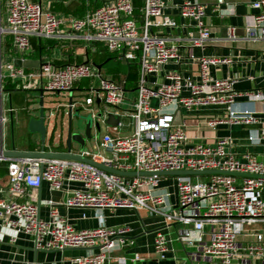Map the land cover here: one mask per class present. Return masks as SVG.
I'll return each instance as SVG.
<instances>
[{
    "label": "built area",
    "instance_id": "1",
    "mask_svg": "<svg viewBox=\"0 0 264 264\" xmlns=\"http://www.w3.org/2000/svg\"><path fill=\"white\" fill-rule=\"evenodd\" d=\"M135 1L104 0L77 17L54 12L40 1L0 0V164H5L8 177L7 186L0 185V242L6 237L17 242L25 234L38 250H86L68 264H111L113 252L133 244L128 238L133 227L77 228L69 209L96 210L103 221L105 210L143 209L162 223L154 229L153 243L161 259L172 250L173 237L165 231L170 227L176 240L192 248L187 251L192 264H264V178L245 175L264 176V58L263 84L239 90L240 74L219 76L212 71L233 63L232 56L197 52L214 39L207 19L235 14L236 4ZM250 7L255 12L247 17L244 38L264 40V0H253ZM237 28L227 26V39H239ZM36 39L102 43L120 60L138 63L132 90L136 96L129 99L132 109L127 116L132 133L119 134L124 126L120 109L130 91L126 79L105 75L91 61L61 65L55 56H40L37 67L16 66L17 58L31 59ZM84 79L98 83L91 84L81 101L91 108L94 120L106 124L111 114L121 120L107 125L112 130L102 136L96 150L71 147L70 152L136 175L117 174L77 159L3 155L10 149L5 131L14 112L11 95L10 105H5L8 81L25 90L63 93L81 89ZM70 97L72 102L66 105L73 112L78 102ZM239 126L248 127L245 134L217 131ZM254 147L262 151L255 152ZM209 169L240 175L158 174ZM169 178L173 181L166 183ZM44 182L67 194L60 202H46L47 218L41 216L39 205L21 200ZM142 259L135 252L131 261ZM118 262L126 264L127 258L118 257Z\"/></svg>",
    "mask_w": 264,
    "mask_h": 264
},
{
    "label": "crops",
    "instance_id": "2",
    "mask_svg": "<svg viewBox=\"0 0 264 264\" xmlns=\"http://www.w3.org/2000/svg\"><path fill=\"white\" fill-rule=\"evenodd\" d=\"M40 1L45 8L51 10V5L54 2L61 3L70 10V13L59 12L66 15L72 14V9L78 5V0H33ZM103 2L104 0H97ZM201 2L212 5L216 0H200ZM228 2L236 4L235 14L226 18H220L216 15H212L207 19V23L213 27L214 39L211 41L205 49L197 50L198 53H217L219 55H227L233 57V63L230 65H224L220 68H213V73L219 76L227 75H241V79L236 84V88L239 90L251 89L255 85H262V59L264 58V40L249 41L244 38L243 27L246 24L247 17L255 12L250 7V3L253 0H227ZM90 11V10H88ZM87 11V12H88ZM86 12V13H87ZM229 24L236 25L238 40L232 41L227 39V26ZM45 47L42 50L41 45ZM94 47V48H93ZM40 56L54 57V60L58 64H65L67 62H86L87 60L98 64H105L110 61L112 56H115L120 60L117 55L110 52L102 43H86L80 40L75 41H61L55 42L52 40H34V52L28 56L33 60L38 59ZM93 56L100 57V60H94ZM94 60V61H93ZM123 61V60H120ZM129 66V65H128ZM129 70V67H128ZM121 74L117 80H127L129 71ZM102 71L103 67H102ZM111 77V76H110ZM255 77V80L252 78ZM112 78H114L112 76ZM16 84V91H21L19 83ZM11 103L14 108L12 128L15 123L24 129L28 130V123L31 117H37L39 115L38 108L35 105H28L24 108L23 104L18 101L17 106L13 103V97ZM252 106L260 104L252 103ZM61 108V106L59 107ZM25 111V112H24ZM51 113V112H50ZM47 113V139H46V151H67L65 144L67 135V126H65V112L59 113L60 120L54 124L50 122L52 114ZM248 127L239 126L231 129L221 127L218 134L220 135H243ZM242 132V133H238ZM55 134H57L59 140L55 142ZM60 135V136H59ZM41 146V140L35 139L30 141L29 144L22 146H15L18 150H39ZM73 147V143H72ZM11 149V147H10ZM255 152H261L262 148H252ZM264 157L263 155H261ZM2 165V164H0ZM5 173H0V185L6 187L8 184L7 169L5 164ZM72 187H78L79 184H72ZM67 194L61 190H52L47 182L43 183L41 188L35 190H29L21 200L24 202H32L39 205L41 209V216L48 217V207L46 202L49 199L60 202L63 198H66ZM62 213H66V208L60 206ZM70 219L77 228H92L105 224L109 227H116L121 225H130L133 227L128 238L133 241V244L124 247L123 249L113 252V259L111 264H119L118 257L127 258L126 264H192L187 258L188 246H184L183 243L175 239L173 228H166L165 231L171 234L173 241L171 244V252H169L166 259H161L159 254L154 250V229L157 226H162V223L158 224V219L152 218L148 213L139 209H118L115 211L105 210L104 221L99 218V213L93 209H79L71 208L68 211ZM83 214H86L84 217ZM194 235L196 233L192 232ZM36 248L29 236L25 234L19 235L17 242H10L8 238H4L0 242V264H68L69 259L73 256L84 254L86 250H65V251H43L39 250L37 254L34 251ZM138 252L142 256V260L132 262L131 258L133 254Z\"/></svg>",
    "mask_w": 264,
    "mask_h": 264
},
{
    "label": "rangeland",
    "instance_id": "3",
    "mask_svg": "<svg viewBox=\"0 0 264 264\" xmlns=\"http://www.w3.org/2000/svg\"><path fill=\"white\" fill-rule=\"evenodd\" d=\"M137 5L142 4V0H136L135 1ZM94 60L99 61L100 57L93 56ZM12 56H7V61H11ZM93 60V61H94ZM130 67V78L132 82L134 83V88H136L138 76H139V65L138 63H134ZM104 74L107 76H113L115 79H119L121 74H124L128 70V63L126 61H120L115 56H112L109 62L103 66ZM94 87H97L98 83L95 79L93 82ZM91 79H84L81 84V89L75 90L74 92H53V91H44V105L46 108L47 113L49 114L51 112L52 119H50V122H54V124L57 122V120H60V114L62 112H65V126H68V111L69 107L66 105V103L69 102L70 96H73L75 100L78 102L77 108L73 111V130L76 132H80L82 134L85 133V125L87 123L88 119L93 120V128H92V137L86 138V143L84 146L79 144L76 141H73V149L74 150H81V149H94V146L99 143L102 136L108 131L112 130V128L108 127L107 124L101 123V131H97L95 128V120L92 116L91 108H86L83 104H81L82 99L85 98L86 93L89 92L91 88ZM134 88H129V92H127V100L126 103L121 106L122 109H120V113L123 115L122 120L124 123V126L120 129L119 134L120 135H129L132 133L133 129L130 128L128 123L130 122V119L127 117L129 115V111L131 110V102L130 100H133L136 96V91H132ZM9 91H6L5 93V105H10V95L11 98L13 97V103L17 106L18 101H20L24 108L28 107V105H35L39 109V99H40V93L39 91L35 90H25L20 89L21 91H16V87L8 88ZM129 101V102H128ZM61 106V108H59ZM94 108H98L97 106H94ZM111 110L115 111L116 108H111ZM25 112V111H24ZM39 113V110H38ZM58 123V122H57ZM6 145L10 148L13 146H22L29 144L30 141H34L35 139H40V135L38 133H30L27 131V129L22 128L17 123L13 125L12 123H8L6 128ZM242 133V132H238ZM59 140L57 134H55V142ZM197 178L194 176V180ZM204 180L207 179V177L203 178ZM173 181V178H169L166 180V183H169ZM175 234V232H174ZM189 250H192L190 247Z\"/></svg>",
    "mask_w": 264,
    "mask_h": 264
},
{
    "label": "water",
    "instance_id": "4",
    "mask_svg": "<svg viewBox=\"0 0 264 264\" xmlns=\"http://www.w3.org/2000/svg\"><path fill=\"white\" fill-rule=\"evenodd\" d=\"M15 65L16 66H23L26 68L31 67H37L39 65L37 60L32 59H25L22 60L21 58L15 59ZM86 62H89L87 60ZM96 65L99 69H102L103 64L93 63ZM21 89V88H20ZM35 91H39L40 93V99H39V115L37 117H31L28 123V130L30 133H38L40 135L41 140V146L39 150H18L13 146L9 150L3 151V155L6 157H13V158H19V157H47V158H67V159H77L85 162H89L93 165H96L104 170L114 172L121 175H136V171H122L115 168H111L109 166H106L104 164L98 163L90 158H86L77 154H73L70 152L73 141L78 142L82 146L86 143V138L92 137V128H93V120L88 119L87 123L85 125V133L82 134L80 132H76L73 130V112L72 109L69 108L68 111V126H67V135L65 144L67 147V151L61 152V151H46V139H47V111L44 105V90L43 89H37ZM69 102H72V97L69 98ZM99 116H102V113H98ZM121 120L120 115H114L111 114L109 118L105 120L106 124L108 126H114L118 125ZM95 128L97 131H101V123L99 121H95L94 123ZM60 136V135H59ZM55 140V138H54ZM1 153V151H0ZM141 175L150 174L149 172H140ZM153 174V173H151ZM158 174L162 175H201V174H229V175H240L238 172L233 171H222V170H203V171H195V170H180V171H163L159 172ZM246 176H253V177H260L264 178V176L259 175H252V174H245ZM40 205V204H39ZM35 253L39 251L37 248H34Z\"/></svg>",
    "mask_w": 264,
    "mask_h": 264
},
{
    "label": "trees",
    "instance_id": "5",
    "mask_svg": "<svg viewBox=\"0 0 264 264\" xmlns=\"http://www.w3.org/2000/svg\"><path fill=\"white\" fill-rule=\"evenodd\" d=\"M103 2H100V1H97V0H78V5L72 9V14H74V16H77V17H82L86 14V12L88 10H94L96 8H98L99 6L102 5ZM51 10L54 11V12H66V13H70V10L67 9L65 6L61 5V3H57V2H54L52 3L51 5ZM42 47V50L45 48L43 46V44L41 45ZM129 66V73H128V77L127 78H130V67H132L131 65L132 64H128ZM134 83L132 82L131 78L130 80L127 79L126 80V88L129 89V88H134ZM13 87H16V84L12 83V81H8L7 84H6V88H13ZM3 165V164H2ZM2 165H0V173H5V167H3Z\"/></svg>",
    "mask_w": 264,
    "mask_h": 264
}]
</instances>
